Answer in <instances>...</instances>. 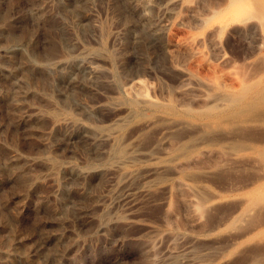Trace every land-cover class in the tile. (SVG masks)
Wrapping results in <instances>:
<instances>
[{
	"label": "rangeland",
	"instance_id": "obj_1",
	"mask_svg": "<svg viewBox=\"0 0 264 264\" xmlns=\"http://www.w3.org/2000/svg\"><path fill=\"white\" fill-rule=\"evenodd\" d=\"M140 1L0 0V264H264V0Z\"/></svg>",
	"mask_w": 264,
	"mask_h": 264
},
{
	"label": "bare ground",
	"instance_id": "obj_2",
	"mask_svg": "<svg viewBox=\"0 0 264 264\" xmlns=\"http://www.w3.org/2000/svg\"><path fill=\"white\" fill-rule=\"evenodd\" d=\"M150 1L151 0H141L140 3H141V5L143 7H146V5H148V3ZM247 24H248V22L244 21L243 24H242V26L246 28L247 27ZM184 202H185V204L187 205L188 209L191 212V219H190L191 222L192 223L198 222L199 221L198 219H200L199 218V212L200 211H199L197 205L195 204V201L191 197H188Z\"/></svg>",
	"mask_w": 264,
	"mask_h": 264
}]
</instances>
